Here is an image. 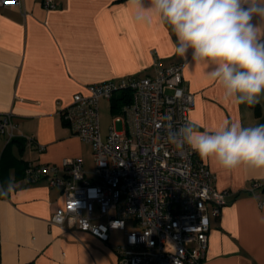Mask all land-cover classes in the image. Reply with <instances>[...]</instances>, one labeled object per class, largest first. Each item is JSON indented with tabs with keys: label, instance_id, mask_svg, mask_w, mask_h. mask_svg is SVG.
<instances>
[{
	"label": "crops",
	"instance_id": "obj_1",
	"mask_svg": "<svg viewBox=\"0 0 264 264\" xmlns=\"http://www.w3.org/2000/svg\"><path fill=\"white\" fill-rule=\"evenodd\" d=\"M174 39L155 18L135 22L126 0H58L53 9L41 0L0 6V116L12 114L18 125L12 141L0 134V186L13 185L8 196L0 195V264H121L123 231L104 241L51 223L65 205L63 190L46 179L24 181L29 163L62 166L65 158H81L85 170L93 171L92 145L61 114L87 85L153 74L158 60L164 66L184 60V79L196 97L192 121L208 130L225 120L264 124V98L254 107L225 103L222 87L207 75L208 64L195 65L190 52L174 54ZM99 107L100 114L104 108L116 114L111 100L102 98ZM206 164L216 188L231 194L221 215L211 218L201 264H264V187L250 193L251 182L264 172Z\"/></svg>",
	"mask_w": 264,
	"mask_h": 264
},
{
	"label": "built area",
	"instance_id": "obj_2",
	"mask_svg": "<svg viewBox=\"0 0 264 264\" xmlns=\"http://www.w3.org/2000/svg\"><path fill=\"white\" fill-rule=\"evenodd\" d=\"M41 1L46 8L58 6V0ZM21 2L0 0V6ZM186 64L164 66L158 60L153 74L89 84L61 108L64 121L93 147L91 174L81 158H65L62 166L29 163L24 170L26 183L46 179L63 190L65 205L51 223L104 241L112 231H123L125 244L117 247L121 264H201L211 218L229 202L231 192L216 188L215 175L199 155L168 140L169 129L191 120L196 103L184 79ZM122 92L128 99L104 137L100 100L112 101ZM17 129L12 114L0 116V134L9 141ZM263 187L264 178L253 180L250 193ZM97 210L106 222L98 220Z\"/></svg>",
	"mask_w": 264,
	"mask_h": 264
},
{
	"label": "clouds",
	"instance_id": "obj_3",
	"mask_svg": "<svg viewBox=\"0 0 264 264\" xmlns=\"http://www.w3.org/2000/svg\"><path fill=\"white\" fill-rule=\"evenodd\" d=\"M135 22L166 23L174 34V54L195 65L223 89L225 103L254 107L264 98V0H126ZM255 21V22H254ZM178 149L187 145L205 162L224 170L246 167L264 172V124L243 126L225 120L212 130L188 120L169 129ZM13 191L11 182L0 195Z\"/></svg>",
	"mask_w": 264,
	"mask_h": 264
},
{
	"label": "rangeland",
	"instance_id": "obj_4",
	"mask_svg": "<svg viewBox=\"0 0 264 264\" xmlns=\"http://www.w3.org/2000/svg\"><path fill=\"white\" fill-rule=\"evenodd\" d=\"M112 117L113 115H112L111 110L108 111L107 109L104 108V110L101 111V114H100L101 129H102V133L104 137H106L109 131V127L112 122Z\"/></svg>",
	"mask_w": 264,
	"mask_h": 264
},
{
	"label": "trees",
	"instance_id": "obj_5",
	"mask_svg": "<svg viewBox=\"0 0 264 264\" xmlns=\"http://www.w3.org/2000/svg\"><path fill=\"white\" fill-rule=\"evenodd\" d=\"M128 96L129 95L127 92H122V93L114 96V98L112 99V111L118 112V109L120 108V106L127 101ZM13 139H15V137ZM12 140H10V141H12Z\"/></svg>",
	"mask_w": 264,
	"mask_h": 264
}]
</instances>
